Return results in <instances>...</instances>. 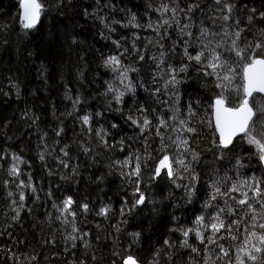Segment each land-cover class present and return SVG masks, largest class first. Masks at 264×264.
<instances>
[{"label":"trees","instance_id":"16d2710c","mask_svg":"<svg viewBox=\"0 0 264 264\" xmlns=\"http://www.w3.org/2000/svg\"><path fill=\"white\" fill-rule=\"evenodd\" d=\"M37 1L42 5L40 20L33 28L25 29L19 0H0V155H4L0 159V264H121L127 255L136 257L139 264H226L228 258H217L219 250L215 245L206 249L194 233L189 235L188 243L199 251L181 247L185 239L181 230L196 228L206 238L212 236L210 225L218 223L213 220L218 209L234 207L231 199L215 193L213 185L221 192L234 184L240 185L241 191L250 192L244 181H264L263 150L249 143L245 135L235 139L228 149L216 146L212 104L222 92L217 87L220 81L216 74L207 75L203 65L188 60L182 43L173 48L180 38L175 23L170 28L165 26L167 36L162 40L165 28L157 33L148 24L171 20V13L162 16L157 11L167 2L184 10L177 19L181 26L190 25L187 31L192 37L185 39L189 40L191 55L200 51V28L222 36L225 29L235 32L237 21L239 28L244 29L242 40L237 42L243 47L244 38L251 43L264 30V18L259 16L264 12V0H228L235 8L227 22L221 19L223 13L215 0ZM195 3L199 7L186 16L188 6ZM249 15L253 16L251 22ZM231 39L220 41L225 50L223 59L234 69L230 73L232 83L224 95L232 100L229 106H237L243 99L242 73L247 62L227 52L232 47ZM114 41H119L120 47ZM216 43L217 39H213L211 46ZM109 56H118L122 67L113 71L106 66ZM169 66L177 69L178 83L165 88L170 78L166 71ZM124 69H128L127 79L120 75ZM128 83L134 91H126ZM109 86L114 91L110 92ZM157 87L161 92L153 94ZM119 92H124V96L117 102L114 97ZM236 92L238 96L233 99L231 93ZM256 97L264 103V96H254L255 100ZM77 98L80 103L74 111L73 101ZM256 105L260 104L256 102L254 109ZM141 106L148 109L146 115L153 125L157 117L169 121L167 128L160 129L165 143L171 144L169 137H186L190 147L199 153V161L193 164L197 180L191 181L178 165L175 167L180 178L174 182L166 176L152 179L157 159H147L140 177L145 203L128 212L138 198L137 185L133 183L136 178L128 175L130 165L118 162L130 159L137 150L145 158L147 153L155 158L162 155L157 150L160 138L155 132L141 133L128 119H142L138 111ZM86 113L93 114V129L107 130L106 139L111 146L84 129L78 117ZM174 113L177 119L169 120ZM179 120H185L195 134L173 131ZM60 129L63 131L57 136ZM61 149L68 152L67 157ZM180 151L173 145L168 154ZM41 153L44 160L40 159ZM14 155L25 161L18 164L22 173L19 179L27 182L31 176L37 187L35 194L23 189L26 199L22 202L21 189L9 175ZM187 159L190 156L186 162ZM61 160L70 167H63ZM190 183L195 184L191 196L185 187ZM230 195L239 198V193ZM68 196L75 201L71 210L76 213L74 223L79 229L73 235L87 233L85 239H68L72 224L64 223L68 214L62 216L59 210ZM84 203L89 206L87 212L79 207ZM106 206L110 207L109 214L98 215ZM121 209H125L124 215ZM197 217L204 218L202 225L195 223ZM237 218L221 216L225 225ZM68 220L71 222L72 217L68 216ZM246 220L250 223L249 218ZM131 233H139L138 238ZM231 235L238 238L231 239L225 229L213 238L230 250L235 264L236 249L243 239L257 241L247 236L244 225L239 232L234 226Z\"/></svg>","mask_w":264,"mask_h":264},{"label":"snow or ice","instance_id":"6c2138e0","mask_svg":"<svg viewBox=\"0 0 264 264\" xmlns=\"http://www.w3.org/2000/svg\"><path fill=\"white\" fill-rule=\"evenodd\" d=\"M216 5L218 6V10L223 13L221 19L225 22L232 19V14L235 8V5L228 2V0H215ZM24 8L25 19L28 21L24 23L23 27L25 29H31L35 26L36 22L39 19L40 11L42 9V5L37 2V0H22V5ZM199 4H191L187 8L188 13H192L194 9L198 8ZM163 16L165 13H171L170 19H163L162 22H158L156 25L151 23L148 24L149 28H155L157 33H159L160 28H168L172 27V24L175 23L179 28L180 38L178 41L174 42L173 48L176 47L177 44L182 43L184 45V53L188 60L195 61L197 64H201L206 69L207 75L216 74L217 79L220 83L217 87L222 89V92L218 94L213 101L212 108L215 112V131L218 133V142L216 146L221 149H228L231 145H233L234 138L238 134H244L249 137V143L258 145L262 150H264V105H256L255 111L252 105L256 104L253 93H262L264 94V30H261L260 37L255 39L253 42L249 43L246 41V38L243 39V47L237 43L242 40V32L244 29L239 28V21L236 22L237 30L235 32H229L227 29L224 30L223 35L217 32H209L208 28H200V36L198 37L200 43V51L196 52L195 55H191L188 51L189 40L185 39V37H192V33L187 31L190 27L189 24L180 25L177 16L179 12L184 11L183 9H179L176 6H170L169 3L163 2L159 9H157ZM252 13H256L255 9H252ZM259 16L264 18V12H260ZM133 20L135 17L132 18ZM253 19L252 15L248 16V20L251 22ZM107 26V25H106ZM167 36V28H165L164 34L160 36V39H164ZM231 37V45L232 47L227 49V52L233 53L234 56L241 62H247L246 67L244 69V75L246 83L243 86L244 98L241 100L238 106L229 107L228 104L232 103V100L224 95L231 83H232V73L234 71L231 68L226 60L223 59L225 55V50L222 48L220 41ZM217 39V43L215 47H212V40ZM207 41V43H205ZM117 47H120L119 41H114ZM126 51V50H125ZM193 51H196L193 49ZM207 53V55H206ZM163 55V54H162ZM140 59H143V56H140ZM164 61L162 60L161 63ZM105 65L112 67L113 71H117L121 65V60L118 56H109L105 60ZM187 65H185V68ZM210 69L211 71H207ZM134 70V69H133ZM184 69H180L183 71ZM218 70H222V72H218ZM127 71L128 69H124L123 72L120 73L121 77L127 79ZM170 74V78L165 82V88H168L169 85H175L178 83L176 79L177 69L168 67L166 70ZM110 92L114 91L111 86L108 89ZM126 91H134V86L131 83L126 85ZM161 89L157 87L155 89L156 93H160ZM124 96V92H119L114 98L117 102L121 101V98ZM70 98V97H69ZM71 99V98H70ZM79 98L73 101V110H76V106L79 105ZM164 103H167L165 101ZM138 111L142 114V119L133 118L129 116L128 119L132 124L137 125L140 128L141 133H144L145 130H152L155 132V135L160 138V144L158 146V152L161 153L158 158L153 157L150 153H147V147H145L144 152L147 153V157L141 155L139 150H137V154L133 155L130 159H126L123 162H118L122 166L130 165L132 170L128 173L130 177H135L136 179L133 181L137 185L135 189V194L137 195V199L132 205L131 209H127L128 212H131L132 209L142 205L145 203L146 197L143 191L140 188V177L142 174L143 167L147 166V159H157V163L155 168L153 169L152 179L157 177L166 176L167 178L173 180L179 179V169H183L185 173H187L191 181L197 180V175L195 174V170L193 168V164L199 161V153H197L194 149H192L189 145V141L186 137L181 138L177 136L175 139L169 137L168 139L171 141V144L165 143V139L163 134L161 133V128H167L169 126V121L165 120L163 117H157V123L153 125L152 121L148 119L146 113L148 109H145L141 106ZM155 111V110H153ZM178 111V110H177ZM101 113H95V116H100ZM78 119L81 122V125L88 132H94L95 136L99 137L100 141L104 143L106 146H111L108 144L106 137L109 135L106 129L103 127L93 129V114L86 113ZM177 117L175 113L173 116L169 117V120H176ZM111 127L116 128V124H112ZM63 129L57 131L56 135L59 136ZM173 131H179L181 133H192L195 131L194 128L189 127L185 120H179L177 127L173 128ZM255 131V134L253 132ZM259 137V139L257 138ZM145 143L147 144V139L145 138ZM123 144V141H121ZM175 145L177 149L181 151L170 156L168 154L171 147ZM85 152L88 151L87 148L84 149ZM64 157L68 156V152L64 149H61ZM190 156V159L186 158ZM0 159H4V155H0ZM13 165L9 168V175L13 178L14 183L18 189H21L19 194V200L22 202L26 199L25 193L23 189L27 188L31 191L32 194L37 192V187L33 184L31 176L28 177L27 182L19 177L22 175L18 164L25 163L19 156H12ZM40 159L44 160V154L41 153ZM264 159V156L261 157ZM63 167H70V165L65 161H60ZM179 166V169L175 167ZM75 171V168H73ZM244 185L250 189L249 191H241L240 185H233L225 192H221L219 187H215L213 185L215 193L217 195L226 196L233 201L234 207L228 208H220L218 209L214 221H218V223L213 222L210 225L212 229V236H208L207 238L196 228H188L182 229V235L185 239L181 243V247L190 248L192 252H198L199 249L192 247L188 243V237L191 233L195 234V237L200 241L202 245L207 249L208 245H215V247L219 250L217 253V258L220 260H224L228 258L226 264H233L232 258L230 256V250H227L223 247V245L217 243V240L213 237L221 231V229H225L231 239L236 240L238 237L235 235H231L233 227L237 232L241 231V225H244V231L247 232V236L255 237L256 243H253L247 237H245L242 241L241 247L236 249L235 254V264H264V181L261 180H253L252 182L244 181ZM188 194L191 196L195 190V184L190 183L185 186ZM231 193H239V198L235 196H231ZM51 193H49L50 195ZM9 196L12 195L11 192L8 193ZM39 197H37L38 199ZM215 199V196L212 197ZM16 201H13V204H16ZM75 203L71 196L66 197V199L62 202L59 210L61 215L67 213L68 216L72 217V221L68 220V216H64V223L72 224V232L69 233L68 239L75 241L76 239H85L87 237V233L81 234L79 236L73 235V233H79V229L75 227V215L76 213L72 211V205ZM23 206L22 204L20 205ZM55 207V205H54ZM79 207L87 212L89 210V206L87 203L79 205ZM110 212V207L101 208L97 213L98 215L107 216ZM125 214V209H121V215ZM235 216L237 219L231 220L230 223L225 225L224 221L221 219L222 215ZM19 212L17 211V216ZM14 219L16 217H13ZM60 217H57L59 219ZM246 218L250 219V223L246 220ZM126 223V221H124ZM197 225H202L204 223L203 217H197L196 222ZM260 231L257 232L256 230ZM135 238H138L139 233H131ZM165 245H168L169 242L164 241ZM74 246V245H73ZM87 246V244H86ZM242 254V255H241ZM117 255H119L117 253ZM121 264H139V261L133 255H127L122 257ZM207 264V261H205Z\"/></svg>","mask_w":264,"mask_h":264},{"label":"water","instance_id":"95a60500","mask_svg":"<svg viewBox=\"0 0 264 264\" xmlns=\"http://www.w3.org/2000/svg\"><path fill=\"white\" fill-rule=\"evenodd\" d=\"M22 5V0H20V3H19V10H20V20L21 22L23 23H27L28 21L25 19V13H24V8L21 6ZM39 19H40V16H39ZM39 19L38 21L36 22L35 26L38 24L39 22ZM246 67V66H245ZM245 69V68H244ZM244 69H243V81H244V85L246 83V80H245V75H244ZM243 85V86H244ZM256 94H260V95H264L262 93H253V96L256 95ZM212 121H213V125H214V128H215V112H214V109L212 108ZM217 133V132H216ZM242 134H238L234 140L238 137H240ZM217 136H218V133H217ZM264 142V141H262ZM231 147V146H230ZM262 156H264V150H263V154ZM261 162H262V166L264 167V159H261Z\"/></svg>","mask_w":264,"mask_h":264},{"label":"rangeland","instance_id":"374dc122","mask_svg":"<svg viewBox=\"0 0 264 264\" xmlns=\"http://www.w3.org/2000/svg\"><path fill=\"white\" fill-rule=\"evenodd\" d=\"M238 96V92H236L235 94H232L231 93V97L234 99L235 97H237ZM256 102H258L260 105H264V103H262V101L263 100H261L260 98H257L256 100H255ZM253 134H255V131L253 132ZM249 138V137H248ZM258 139H259V137H257Z\"/></svg>","mask_w":264,"mask_h":264},{"label":"bare ground","instance_id":"6f19581e","mask_svg":"<svg viewBox=\"0 0 264 264\" xmlns=\"http://www.w3.org/2000/svg\"><path fill=\"white\" fill-rule=\"evenodd\" d=\"M223 35V34H222ZM39 48V47H38ZM42 49V48H41ZM47 51V50H46ZM45 54V53H44ZM44 60V59H43ZM52 63V62H51ZM50 63V64H51ZM45 65V64H44ZM47 69V68H46ZM52 70V69H51ZM60 71V70H59ZM105 72V71H104ZM58 74V73H57ZM62 78V77H61ZM55 80V79H54ZM58 84V83H57ZM82 84H83V82H82ZM79 85V84H78ZM82 87V86H81ZM92 89V88H91ZM81 93H82V91H80ZM61 94V93H60ZM54 95V94H53ZM63 100V99H62ZM58 115V114H57ZM63 116V115H62ZM65 116V115H64ZM60 117V116H59ZM7 122V121H6ZM194 133V132H193ZM195 134V133H194ZM25 139V138H24ZM152 184V183H151ZM155 188V187H154ZM162 189V188H161ZM158 193V192H157ZM150 205V204H149ZM152 205H154V204H152ZM145 207V206H144ZM153 209H154V207H153ZM145 211V210H144ZM134 213V212H133Z\"/></svg>","mask_w":264,"mask_h":264}]
</instances>
